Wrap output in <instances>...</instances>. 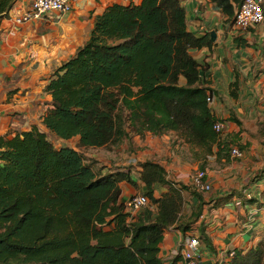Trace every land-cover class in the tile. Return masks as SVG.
<instances>
[{"label": "trees", "instance_id": "obj_1", "mask_svg": "<svg viewBox=\"0 0 264 264\" xmlns=\"http://www.w3.org/2000/svg\"><path fill=\"white\" fill-rule=\"evenodd\" d=\"M211 1L232 22L242 2ZM14 2L0 0V20ZM210 45L207 35L188 30L179 0L112 3L95 17L84 44L48 79L46 131L32 125L0 136V264H163L164 232L177 223L181 231L191 228L203 210L201 194L192 183L167 179L157 162L138 161L149 205L129 220L119 184L136 183L132 166L100 173L84 149L174 133L192 148L206 154L216 147L228 158L225 120L206 99L214 89L190 53ZM232 118L240 124L231 112ZM217 121L222 133L213 128ZM74 137V146L54 142ZM236 147L247 151V144ZM156 184L168 185L159 197ZM183 189L199 200L187 218L180 216ZM199 235V244L209 243L203 227ZM233 252L226 264H264V237Z\"/></svg>", "mask_w": 264, "mask_h": 264}, {"label": "crops", "instance_id": "obj_2", "mask_svg": "<svg viewBox=\"0 0 264 264\" xmlns=\"http://www.w3.org/2000/svg\"><path fill=\"white\" fill-rule=\"evenodd\" d=\"M30 1L15 0L7 16L0 20V136L8 133L10 136L14 135L28 130L32 125H38L41 130L46 131L41 123V116L51 106V96L45 91V86L53 71L84 44L95 17L108 5L129 2L136 4L141 0H74L69 12L50 11L44 17L15 23L12 17L26 10ZM179 1L185 9L188 30L198 36L207 35L211 41L210 46L191 49L190 53L199 63L202 80L214 89L210 105L214 114L225 120L227 128L223 136L233 134L239 142L242 128L249 123L253 124L256 116H236V109L243 113L238 100L240 97L245 98V109L250 114L255 113L258 109L255 106L257 85L264 83V21L247 30H237L233 22L211 0ZM210 32H215L214 39H211ZM231 112L240 124L233 118L227 119ZM259 126L261 125L258 124L256 130L262 131ZM137 136H132L131 141L134 139L137 142ZM155 136L158 150L152 149L144 154L131 151L132 160H135L131 178L136 183L123 181L119 184L122 201L129 195L144 190V185L138 178V161L149 159L157 162L164 168L167 179L183 184L190 183L191 169L199 166V162L190 156V150L194 153L193 149L198 148H192L174 133ZM76 141L77 137L69 140L54 139L57 145L74 146ZM186 145L190 146L189 150L185 148ZM232 146L236 145L230 144ZM241 152V157L243 154L246 156L236 162V156L234 158L231 155L233 161L231 156L229 159L222 157L216 147L212 148L213 155L228 161L231 171L224 172L223 176L210 174V190H197L205 203L201 215L188 231H181L177 223L164 232L159 245V256L163 264H170L178 258L180 242L190 235L198 237L201 227L209 243L200 242L198 245V264L213 263L217 249L228 241L236 251L245 252L264 237V172L256 171L255 178L250 181L251 172L246 173L247 170L243 167L244 164H249L246 161L249 157L252 160L254 157L249 149ZM84 153L96 160V168L100 173L119 168V164L126 165L131 161L127 152L120 154V161L114 158V165L118 166H113V157L103 160L96 154L87 151ZM235 166L239 170L234 172ZM254 167L256 166H249V169ZM135 171L137 178L132 175ZM225 174L231 177L225 178ZM230 179H235V182L229 183ZM167 189V184H156L154 196L159 197ZM210 191L214 194H205ZM181 194L183 204L180 216L187 218L199 200L188 189H183Z\"/></svg>", "mask_w": 264, "mask_h": 264}, {"label": "rangeland", "instance_id": "obj_3", "mask_svg": "<svg viewBox=\"0 0 264 264\" xmlns=\"http://www.w3.org/2000/svg\"><path fill=\"white\" fill-rule=\"evenodd\" d=\"M238 90V83L236 82V91ZM257 97L255 98V106L258 108L257 110H255V113H249L247 111V109H245L244 104H245V98L243 99V97H240V100H238L239 105L242 106L241 110L243 109V113H239L240 111H238L236 109V116H245V118H249L251 116V118H254L256 116V120L254 121L253 124L249 123L246 125V127L244 126L241 130L242 134H240V140L239 142H241L242 144H247V149L246 150H250L251 151V155L254 157V160L250 159V157L246 160L249 164H244L243 169H246V173L247 172H251V176H250V181L253 180L256 176V171H259L261 169L264 168V83L260 82L257 85ZM237 93V92H236ZM246 110V111H245ZM257 119H260V121H258ZM260 124L261 126H259V128L262 130H256L257 125ZM227 128V127H226ZM225 128V131H226ZM233 135V134H232ZM232 135H225V137L228 140L227 146L230 149V144L231 145H236L235 144V137ZM137 139V142H134L132 139V141L130 140L129 142H126L125 144H121L118 146H112L109 148V146H105V147H96V148H86L84 149V151L90 152L92 154H96L97 156H101L103 160H106L110 157H113V166H118V165H114L115 164V160L114 158H117V161H120V154L127 152L128 153V157L129 159H131V161L129 163H127L126 165H122L119 164V166H132L133 164H135V160H132L131 157V151L133 152H137L144 154L145 152H148L150 150H154L157 149L158 146L155 145L156 140H157V136L155 135H151V134H146L143 137H138L135 138ZM181 143V141H179ZM131 144V145H130ZM154 145V146H153ZM185 146V145H183ZM108 147V148H107ZM186 149L189 150L190 146L186 145L185 147ZM91 149V150H89ZM110 149V150H109ZM158 150V149H157ZM194 153L191 152L190 150V156L194 161H198L199 162V166H197L196 168H192L191 172L189 174V182H190V177L197 171L200 169H204L206 170V174L208 177V180L210 178V174L212 175H217V174H221V176H223L224 172H230L231 170L228 168V164H227V160H223V159H218L216 155H213L212 153H206V156L204 155L205 152H202V150L200 149H193ZM202 152V153H201ZM224 152H226L228 154V159L230 158L231 154L229 153V150H225ZM203 156V157H201ZM246 156L245 154H243V157ZM232 157V156H231ZM234 158H236L235 156H233ZM232 157V160H233ZM243 157L240 158H236V162L239 161L240 159H243ZM188 159V158H186ZM189 160V159H188ZM187 160V161H188ZM234 161V160H233ZM245 162V161H244ZM246 163V162H245ZM256 166L253 169H249V166ZM201 166H203V168H201ZM200 167V168H199ZM135 168V167H134ZM234 172L236 170H239L238 168L233 169ZM132 175L134 177L137 178L136 175V171L132 173ZM225 178H230L231 175L229 174H225ZM240 180V179H239ZM238 180V181H239ZM237 181V179H236ZM235 182V179H230L229 183H233ZM264 185V184H263ZM138 188V186H136ZM206 195H213L214 193L212 191L205 193ZM234 249H236L235 247H233L232 243L228 241V243L223 244V246L221 248L217 249V256H215L216 259H214L213 264H226L229 260L230 252H232ZM199 256L197 257V262H198Z\"/></svg>", "mask_w": 264, "mask_h": 264}, {"label": "built area", "instance_id": "obj_4", "mask_svg": "<svg viewBox=\"0 0 264 264\" xmlns=\"http://www.w3.org/2000/svg\"><path fill=\"white\" fill-rule=\"evenodd\" d=\"M74 0H31L29 7L17 13L12 17L15 23H24L32 19L44 17L50 11L69 12L72 9ZM264 21V0H242L239 6L235 9L233 17V25L237 30H247L253 25ZM209 104L213 101L212 96H208ZM213 128L217 133H222L224 125L222 122H215ZM232 156L241 157L242 152L232 146L230 149ZM190 183L199 191H209L211 188L206 170H197L191 177ZM124 210L129 213L131 220L140 210L149 205L148 196L144 193H134L129 195L124 200ZM199 241L197 236H187L180 242L177 254L178 258L170 264H198L197 248ZM234 252H230L232 255ZM213 264V263H211Z\"/></svg>", "mask_w": 264, "mask_h": 264}, {"label": "water", "instance_id": "obj_5", "mask_svg": "<svg viewBox=\"0 0 264 264\" xmlns=\"http://www.w3.org/2000/svg\"><path fill=\"white\" fill-rule=\"evenodd\" d=\"M211 39H214L215 32H210Z\"/></svg>", "mask_w": 264, "mask_h": 264}]
</instances>
